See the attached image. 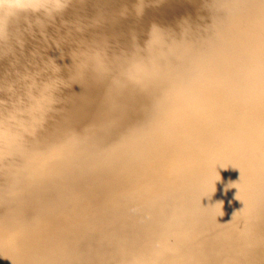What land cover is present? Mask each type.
Wrapping results in <instances>:
<instances>
[{
    "label": "bare ground",
    "instance_id": "obj_1",
    "mask_svg": "<svg viewBox=\"0 0 264 264\" xmlns=\"http://www.w3.org/2000/svg\"><path fill=\"white\" fill-rule=\"evenodd\" d=\"M0 264H264V0H0Z\"/></svg>",
    "mask_w": 264,
    "mask_h": 264
}]
</instances>
